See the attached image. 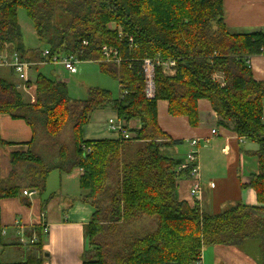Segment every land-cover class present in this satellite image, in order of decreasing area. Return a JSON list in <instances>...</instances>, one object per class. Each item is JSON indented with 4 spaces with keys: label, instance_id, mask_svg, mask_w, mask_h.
Wrapping results in <instances>:
<instances>
[{
    "label": "trees",
    "instance_id": "obj_1",
    "mask_svg": "<svg viewBox=\"0 0 264 264\" xmlns=\"http://www.w3.org/2000/svg\"><path fill=\"white\" fill-rule=\"evenodd\" d=\"M19 8L52 55L98 63L120 95L93 87L86 99H73L67 83L39 74L32 103L12 71L0 74V115L25 121L33 132L26 152L9 154L0 199L30 206L24 190L44 196L52 173L79 171V200L94 210L84 264H199L204 249L217 246L264 264V81L255 80L248 64L264 53V33H232L223 0H0V52L9 46L23 61H39L41 53L24 44ZM104 46L120 51V65L104 61ZM158 55L176 60L177 69L173 76L157 69L156 96L148 99L141 62ZM202 99L210 101L218 125L257 145L251 156L259 173L243 187L255 191L258 206L236 202L210 215L179 199L178 181L191 168L178 172L184 160L165 152L183 142L160 127L158 101H168L170 115L196 128ZM108 109L120 120H140L131 140L84 139L92 114ZM36 231L41 246L44 227Z\"/></svg>",
    "mask_w": 264,
    "mask_h": 264
},
{
    "label": "crops",
    "instance_id": "obj_2",
    "mask_svg": "<svg viewBox=\"0 0 264 264\" xmlns=\"http://www.w3.org/2000/svg\"><path fill=\"white\" fill-rule=\"evenodd\" d=\"M223 2L225 23L232 33H264V0ZM248 64L255 80L264 81V53L250 57ZM10 73L9 69L0 72L6 76ZM217 79L222 80L220 76ZM13 81L19 83L18 79ZM35 101L31 100L32 103ZM198 108L200 122L193 128L186 117L170 115L168 101H158L160 127L172 139L183 142L166 149V154L185 160L189 153L197 152L201 189L192 195L195 179L181 178L178 181L179 199L191 207L199 204L210 215L219 214L236 202L258 206L255 191L243 187L249 184L251 175L259 173L258 160L251 156L257 149L255 144L240 138L232 128L218 125V115L210 101L199 100ZM117 118L114 110L94 112L90 123L84 127V139H119L108 129L109 120ZM127 125L131 131L141 128L137 119L128 121ZM32 138V129L25 121L0 115V140L6 143L0 146L1 179H7L11 172L9 154L26 152ZM193 141H197L195 146ZM79 176V171L70 175L52 173L47 180L46 194L41 196L35 191L28 197L30 206L20 198L0 199V264H84L82 255L88 247L85 228L94 210L79 200L82 194ZM51 195L53 198L49 199ZM47 199L43 208L42 203ZM38 226L44 227V231H40L43 233L41 246L36 233ZM199 264L254 263L233 248L217 246L206 247Z\"/></svg>",
    "mask_w": 264,
    "mask_h": 264
},
{
    "label": "built area",
    "instance_id": "obj_3",
    "mask_svg": "<svg viewBox=\"0 0 264 264\" xmlns=\"http://www.w3.org/2000/svg\"><path fill=\"white\" fill-rule=\"evenodd\" d=\"M114 29L115 26L113 25ZM129 41L133 43V38H130ZM87 45V43H84ZM102 53L104 57V61L108 63H116L120 65L123 61V58L118 49L113 47L104 46L102 48ZM82 61L73 55L64 56L60 54L52 55L50 50L45 48V50L41 53V59L37 62L31 61H23L20 58V55L17 51H13L7 46L2 52H0V72L3 69L11 70L14 75L18 78L22 86L23 84L26 89L32 87L30 84L29 72L32 68L39 65H51V64H60L71 74L77 73V65ZM161 68L163 73L167 76H173L176 73L177 69V61L173 59H164L161 55H158L154 58H145L141 62V72L142 77L145 80V94L146 98L154 99L156 96V72L157 69ZM263 121H264V110H263ZM108 129L113 133H116L120 139L123 140H131L133 138V134L128 128L127 122L117 119H110L108 122ZM215 134L216 131H213ZM197 141H193V145L195 146ZM191 168L190 170V178L195 179L196 185L195 188L191 190V194H197L201 189L200 183V170L198 166V157L197 152L193 151L189 153L184 160V163L181 164L177 171L180 172L183 169ZM35 194L34 190H24L23 195L27 197H31ZM33 242V241H31Z\"/></svg>",
    "mask_w": 264,
    "mask_h": 264
},
{
    "label": "rangeland",
    "instance_id": "obj_4",
    "mask_svg": "<svg viewBox=\"0 0 264 264\" xmlns=\"http://www.w3.org/2000/svg\"><path fill=\"white\" fill-rule=\"evenodd\" d=\"M18 20L22 28L23 41L25 46L31 50H39L42 53L45 45L40 42L37 37L34 26L23 8L18 9ZM114 24H112L113 26ZM121 30V29H119ZM35 53H31L30 57H34ZM37 62V61H31ZM77 73L71 74L60 64L39 65L29 72L31 88L26 89L24 84L20 87L22 93L27 100H36V80L39 74H43L53 80L63 81L67 83L70 97L77 100L86 99L88 90L93 87H99L111 91L115 97L120 94V87L116 80L103 74L99 64L91 61H84L77 65ZM11 80L18 79L16 75L10 76ZM19 81V80H18ZM20 82V81H19ZM21 84V83H20ZM68 132L65 133V136ZM256 148L257 145L255 144ZM18 251V250H16Z\"/></svg>",
    "mask_w": 264,
    "mask_h": 264
}]
</instances>
